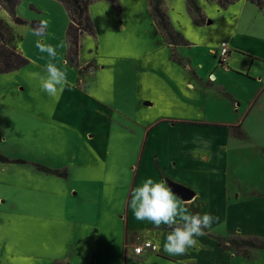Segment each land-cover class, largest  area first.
<instances>
[{
    "label": "rangeland",
    "instance_id": "374dc122",
    "mask_svg": "<svg viewBox=\"0 0 264 264\" xmlns=\"http://www.w3.org/2000/svg\"><path fill=\"white\" fill-rule=\"evenodd\" d=\"M149 1H94L95 33L82 35L75 62L62 3L19 0L22 24L0 7L27 60L0 73V154L10 160L0 162V264H135L124 259L132 232L159 237L161 259L136 264H264V8L159 0L192 44L169 45ZM32 22H47L43 34ZM222 41L231 48L223 66L211 53ZM38 43L56 47L52 63L67 73L70 90L58 98L42 90L50 58ZM188 119L196 124L173 122ZM159 177L197 194L190 212L218 217L199 251L169 255V228L134 217L131 191ZM249 238L255 247L239 242Z\"/></svg>",
    "mask_w": 264,
    "mask_h": 264
},
{
    "label": "clouds",
    "instance_id": "9594fccd",
    "mask_svg": "<svg viewBox=\"0 0 264 264\" xmlns=\"http://www.w3.org/2000/svg\"><path fill=\"white\" fill-rule=\"evenodd\" d=\"M204 2L205 0H200L201 5ZM42 24L46 29L47 22ZM224 31L227 32V29ZM206 39L207 37L203 36L198 42ZM37 47L50 58L45 66L47 77L42 78V90L58 98L65 88L70 90L67 73L52 63L57 56L55 46L38 43ZM210 143L207 140L203 141L206 148ZM129 206L138 221H148L156 227L165 225L171 229L163 246V250L171 256H182L186 255L189 249L199 251L203 248L199 237L204 236L205 229H210L213 222L218 220V217L210 213L201 215L190 212L185 202L168 186L167 181L156 182L152 178H147L131 191Z\"/></svg>",
    "mask_w": 264,
    "mask_h": 264
},
{
    "label": "trees",
    "instance_id": "16d2710c",
    "mask_svg": "<svg viewBox=\"0 0 264 264\" xmlns=\"http://www.w3.org/2000/svg\"><path fill=\"white\" fill-rule=\"evenodd\" d=\"M19 0H0V7L7 10L13 16V19L16 23L22 24L23 21L15 16V9ZM65 7L68 17L69 25L66 31V43H67V55L68 58L75 62L80 49V38L84 33L94 35L95 30L92 26V22L89 16V6L97 0H57ZM112 2L116 0H111ZM234 0H222V3H231ZM252 4H256L260 9L264 8V0H248ZM151 14L157 20L161 28L167 34V37L172 38V44H185V41L177 35L172 30V26L168 21L165 10L161 8L159 0H150L149 1ZM31 26L37 34L41 35L44 32V28L39 23L32 22ZM0 73H8L18 70L27 64V60L17 51L15 46V37L0 21ZM229 55V52H228ZM227 55V56H228ZM219 65L223 66L224 62L218 61ZM20 161V160H18ZM16 161V162H18ZM0 162H10V160L0 154ZM39 169L45 173L55 174L58 176L65 177L66 173L58 170H50L44 167H39ZM252 239H241L239 242L246 246L255 247Z\"/></svg>",
    "mask_w": 264,
    "mask_h": 264
},
{
    "label": "crops",
    "instance_id": "0c3cea01",
    "mask_svg": "<svg viewBox=\"0 0 264 264\" xmlns=\"http://www.w3.org/2000/svg\"><path fill=\"white\" fill-rule=\"evenodd\" d=\"M205 21H207V18L205 17V15H200V18H199V23H201L202 25H204V22ZM181 37V36H180ZM182 38V37H181ZM183 39V38H182ZM184 40V39H183ZM185 41V43L186 44H188V45H192L190 42H188L187 40H184ZM222 42H225V41H222ZM221 42V43H222ZM221 43L219 44V46H218V48L216 49V50H211V53H213L214 52V54H215V52H218V54H219V51H220V45H221ZM225 43H227V42H225ZM168 44L170 45V44H172L171 42H168ZM227 46H228V51H229V55L226 57V64H227V62H228V60H229V58H231L230 57V55H231V48H230V46L228 45V43H227ZM215 56V55H214ZM219 56V55H218ZM186 64H188V62H186ZM193 75L195 76V78L197 79V81L199 82V84L200 85H202V86H205V81L202 79V78H200V77H198L196 74H195V72H193ZM208 76L210 77V80H209V82L211 83L212 81H211V79H213L214 78V76H213V73H209L208 74ZM220 87V86H219ZM218 87V88H219ZM173 122L174 123H184V124H192V125H195L196 124V122H194L193 120H173ZM204 125H211L210 123H203ZM182 172H183V168L181 167V170H179L178 169V172H177V174L176 175H173V176H184L183 174H182ZM160 178L161 177H159V179H158V182H159V180H160ZM161 180H164V179H161ZM169 180V179H168ZM171 181H174V180H172V179H170ZM164 181H166V180H164ZM176 182V181H175ZM185 184H188V182L187 181H183ZM176 183H178V181L176 182ZM179 184H182V183H179ZM182 185H184V184H182ZM186 186V185H185ZM195 200H199L198 199V197H197V194L195 193V197H194V199L192 200V201H190V202H185V204H186V206L189 208V210H190V206H191V204H192V202L193 201H195ZM165 225H163L162 227H164ZM168 227V226H167ZM169 228V227H168ZM127 230V229H126ZM170 231H171V229L169 228V231H168V233H170ZM153 238L154 239H152V238H144V239H139L138 238V236H137V233L136 232H132L131 234H129V233H126L125 234V237H124V243H123V246H124V259H126V260H131V261H133V263H135L136 264V262H141L142 260H143V257H145V258H149V256L150 257H154V255H156V257H154V258H156V259H161V257L159 256V251H158V253H149V252H145L143 255H141V256H135L134 254H133V246L135 245V244H137L139 241H151V242H153L154 244H156L157 246H158V244H157V240L159 239V237H158V235H156V236H153ZM140 243V242H139ZM154 254V255H153ZM153 255V256H152Z\"/></svg>",
    "mask_w": 264,
    "mask_h": 264
},
{
    "label": "built area",
    "instance_id": "2783aa9c",
    "mask_svg": "<svg viewBox=\"0 0 264 264\" xmlns=\"http://www.w3.org/2000/svg\"><path fill=\"white\" fill-rule=\"evenodd\" d=\"M228 46L225 42H222L220 45V51H219V60L222 62L226 61V57L228 55ZM159 251V248L156 244H154L151 241H142L140 243H137L133 246V254L135 256H141L145 252L149 253H157Z\"/></svg>",
    "mask_w": 264,
    "mask_h": 264
},
{
    "label": "water",
    "instance_id": "95a60500",
    "mask_svg": "<svg viewBox=\"0 0 264 264\" xmlns=\"http://www.w3.org/2000/svg\"><path fill=\"white\" fill-rule=\"evenodd\" d=\"M210 23V22H209ZM168 186L172 191L179 196L184 202H190L195 197V192L188 188L187 186L181 185L171 180H166Z\"/></svg>",
    "mask_w": 264,
    "mask_h": 264
}]
</instances>
